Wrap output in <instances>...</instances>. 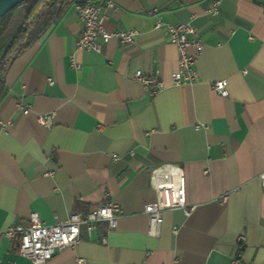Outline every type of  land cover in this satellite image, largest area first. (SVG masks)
Instances as JSON below:
<instances>
[{
    "label": "crops",
    "instance_id": "1",
    "mask_svg": "<svg viewBox=\"0 0 264 264\" xmlns=\"http://www.w3.org/2000/svg\"><path fill=\"white\" fill-rule=\"evenodd\" d=\"M85 1L64 0L4 76L0 122L12 124L0 128V232L31 212L53 224L110 200L116 226L82 225L80 243L46 264H231L237 253V264H264V0H221L214 17L205 14L212 0H94L108 30L137 32L98 53L76 45L75 6ZM156 20L195 28V83L172 85L177 53ZM137 71L162 90L150 95ZM218 80L226 97L211 87ZM163 164L182 170L192 210L165 211L152 236L143 208L149 173ZM0 264L32 263L1 236Z\"/></svg>",
    "mask_w": 264,
    "mask_h": 264
},
{
    "label": "built area",
    "instance_id": "2",
    "mask_svg": "<svg viewBox=\"0 0 264 264\" xmlns=\"http://www.w3.org/2000/svg\"><path fill=\"white\" fill-rule=\"evenodd\" d=\"M221 0H212L210 7L205 11L207 16L214 17L218 14ZM105 5L115 10L110 1ZM101 4L94 0H87L77 4L75 10L77 18L82 25L80 36L76 45L80 50L98 53L101 44L111 40L120 45H129L134 41L137 32L135 30L110 31L104 25V17L100 14ZM264 11V2L262 5ZM154 29L164 28L168 34L169 42L175 47L177 53V69L171 75L173 86L193 84L197 80L194 64L200 56L203 44L196 35V30L190 25H171L156 20ZM192 49L190 53L188 50ZM72 64L77 67L72 61ZM133 78L139 81L150 95H155L163 88L162 82L154 76H144L140 71L134 73ZM212 89L221 97L227 96L225 83L222 80L211 84ZM18 108L23 114H28V108L20 104ZM41 125L48 124L47 118L38 117ZM12 122H0L1 131L10 127ZM115 159V157H113ZM261 188L264 192V171L259 175ZM149 185L153 192L152 202L146 204L143 213L148 219V233L155 236L163 221V213L167 210H181L188 215L192 207L187 206L185 200L184 177L182 170L175 165L163 164L153 168L149 173ZM101 210L110 212V219H100ZM95 216L93 220L91 217ZM119 208L110 200L98 204L85 214L71 213L64 220L53 224H45L36 212H31L26 225H15L0 232V237L17 242L18 254L29 260L32 264H46L55 253L62 252L67 248H75L80 243V227L84 225L88 231L95 228L100 222H106L109 229L117 224ZM104 239V238H103ZM245 236L237 237V244L242 246ZM240 254L237 253L231 264H237ZM77 264H85L84 259H77ZM173 264H177L176 260Z\"/></svg>",
    "mask_w": 264,
    "mask_h": 264
},
{
    "label": "trees",
    "instance_id": "3",
    "mask_svg": "<svg viewBox=\"0 0 264 264\" xmlns=\"http://www.w3.org/2000/svg\"><path fill=\"white\" fill-rule=\"evenodd\" d=\"M64 0H25L0 18V97L10 62L62 13Z\"/></svg>",
    "mask_w": 264,
    "mask_h": 264
},
{
    "label": "water",
    "instance_id": "4",
    "mask_svg": "<svg viewBox=\"0 0 264 264\" xmlns=\"http://www.w3.org/2000/svg\"><path fill=\"white\" fill-rule=\"evenodd\" d=\"M25 0H0V18Z\"/></svg>",
    "mask_w": 264,
    "mask_h": 264
},
{
    "label": "clouds",
    "instance_id": "5",
    "mask_svg": "<svg viewBox=\"0 0 264 264\" xmlns=\"http://www.w3.org/2000/svg\"><path fill=\"white\" fill-rule=\"evenodd\" d=\"M111 218V215H110V212L108 210H101V213H100V219H110ZM91 219L95 220L96 217L93 216L91 217Z\"/></svg>",
    "mask_w": 264,
    "mask_h": 264
}]
</instances>
